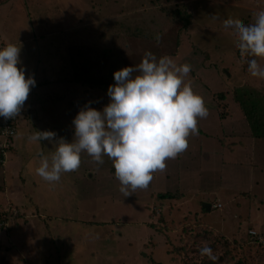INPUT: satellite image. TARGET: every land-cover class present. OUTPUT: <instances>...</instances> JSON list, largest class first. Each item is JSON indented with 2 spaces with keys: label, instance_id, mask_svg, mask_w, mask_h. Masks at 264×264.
Segmentation results:
<instances>
[{
  "label": "rangeland",
  "instance_id": "obj_1",
  "mask_svg": "<svg viewBox=\"0 0 264 264\" xmlns=\"http://www.w3.org/2000/svg\"><path fill=\"white\" fill-rule=\"evenodd\" d=\"M9 1L13 0L5 3ZM14 1L16 8L11 10V4H6L0 15L6 31L18 24L30 26L40 36L43 30L35 26L58 23L54 30L61 35L69 27L66 38L50 36L41 41L46 44L41 56L51 70L68 68L69 57L78 59L79 45H73L70 56L66 40L73 39L72 32L87 31L88 49L80 50L85 57L89 46L92 55L97 53L89 76L106 88L83 95L81 88L70 84L56 86L66 70L35 72L36 84L47 80L55 87L44 82L30 88L16 116V134L9 146L14 152L9 158L6 153L5 164L0 165V212L14 218L0 228V258L5 264H32L31 260L34 264H236L242 258L245 264H264V140L243 134L248 129L234 92L244 87L264 98V79L240 69L237 41L223 24L229 17L245 25L252 23L255 14L264 10V0ZM177 9L192 17L186 34L180 33V24L170 15ZM157 33L159 42L154 39ZM23 45L19 57L26 56V49L36 55L32 46ZM145 51L157 59L172 57L178 66H191L184 81L202 97L207 117H196L197 134L189 133L187 148L167 158L163 170L152 172L146 188L129 189L127 196L120 191L112 160L106 155L103 164H97L81 152L78 168L62 172L55 182L37 175L38 154L50 159L57 145L32 142L28 137L36 130H50L57 138L74 140L72 119L83 108L81 101L85 100L84 107L93 103L90 107L101 109L109 100L106 92L114 83L113 72L138 65ZM256 59L264 67V59ZM216 121L222 131L229 129V135L233 131L232 138L200 141L216 132ZM235 146L242 147L236 150L240 156ZM166 174L172 176L165 179ZM181 186L190 191L188 195L181 192L184 201L167 205L161 194ZM218 204L220 208L214 209ZM158 207L162 211L157 216L152 210ZM246 224L254 225L247 233L257 234L261 244L250 238V244L237 249L243 250L239 259L231 253L218 261L227 251L210 247L216 233L243 237ZM205 244L217 257L215 262L200 255Z\"/></svg>",
  "mask_w": 264,
  "mask_h": 264
},
{
  "label": "clouds",
  "instance_id": "obj_2",
  "mask_svg": "<svg viewBox=\"0 0 264 264\" xmlns=\"http://www.w3.org/2000/svg\"><path fill=\"white\" fill-rule=\"evenodd\" d=\"M223 24L231 29L240 56L250 58L249 74L264 79V67L256 59H264V10L257 12L250 24L231 17ZM154 39L159 42L160 35ZM20 51L21 46L12 43L0 48V118L5 120L20 113L30 88L35 86L34 78L25 76ZM190 68L189 64L178 66L172 57L157 59L145 51L138 65L114 71V83L106 92L108 103L99 110L86 105L73 117L74 140L57 138L50 130H36L28 137L32 142L57 145L50 159L38 154L36 174L48 182L58 181L62 172L78 168L80 154L86 152L97 164H103L104 155L112 160L125 196L129 189L146 188L151 173L163 170L167 158H175L187 148L190 132L197 134L196 117H207L202 97L184 81ZM134 72L138 74L133 76ZM152 211L156 215L160 212ZM199 252L213 262L217 260L206 244Z\"/></svg>",
  "mask_w": 264,
  "mask_h": 264
},
{
  "label": "trees",
  "instance_id": "obj_3",
  "mask_svg": "<svg viewBox=\"0 0 264 264\" xmlns=\"http://www.w3.org/2000/svg\"><path fill=\"white\" fill-rule=\"evenodd\" d=\"M170 15L173 19H175L180 24V26H181L180 27V33L186 34L187 33L186 30L192 24L191 15L189 13H185L183 11H180L179 9L171 12ZM87 49H88V47H87ZM93 49L95 50V48H93ZM79 51L82 52L80 49H79ZM88 51H89L88 57H85L83 54H80V55H78L79 53L77 54V57L79 56L78 57L79 59L74 62L73 71L71 73H68L69 75L68 74L66 75L67 78L64 77V78H66V79H64V81L70 85H73L74 86L73 88H75V87L79 88L80 87L82 89V91H84L85 93L87 91H91V90L92 91L93 90L105 91L106 87L105 88L103 87L102 81H97V82L93 81L89 76L90 70L95 68L93 61L97 62L98 56H97V53H94L92 55L93 51L90 50V47H89ZM235 51H236V55L238 57L237 62H238V64H240V69L244 70V72H246V74H247L248 73L247 60L250 58L249 57H243V59H240L241 56H240L238 48ZM100 55H101V53H99V56ZM237 89L234 91L235 97L237 98L238 104H239L241 112H242V116H243L244 121H245L244 125L247 126V129H248V132L243 131V134L244 133L247 134V137L249 136L248 139L252 138V139L264 140V98H262L261 96H259L255 92H249V91L245 90L244 87L242 89H239V90H237ZM83 95H85V94H83ZM220 99L223 100L224 99L223 96H220ZM81 104H83V107H84V105L86 104L85 100L81 101ZM88 104H90V106H93V103H88ZM16 118L17 117H15V119ZM240 141H241L240 145H242V147H244L246 145L245 142H243L242 140H240ZM10 148L7 151L8 158H9V155H11L14 152L13 151L14 149L13 148L10 149ZM247 154H248V152H247ZM28 196L30 197V194ZM161 197L166 199V200H170V201L174 200V199L176 200L179 198L177 196V194H166V195H162ZM31 199L32 198L30 197V200ZM159 208H161V207H159ZM161 211H162V208L160 209V212ZM5 212H0V228L2 227L1 225H3L7 220L14 219L13 217H9V215L6 214ZM36 216H38V215H36ZM157 216H158V214H157ZM39 219L44 221L43 217H39ZM82 222H83V224L88 225L86 221L85 222L82 221ZM246 227H247L246 234L243 237H239V238H236L234 235L227 236L221 232L216 233V236H215L216 241L213 240L210 247H212V249H217L218 247H220L221 249L223 248L225 250V252L227 251L225 253V255H221V257L218 258V261L219 260L225 261V259L231 253L234 254L235 256H237L239 259V257L242 256L241 254L243 253V250H237V249H239L241 246L250 244L248 242L251 239H254L253 240L254 244H261L258 242L257 236L255 238V237H252L250 234L247 233L251 227H254V225L251 226L250 224H246ZM0 255H2V254H0ZM242 259L238 260V262L236 261V264H245L244 260H246V259H243V260ZM3 260H4L3 258H0V264H5V262ZM72 260H74V259H72ZM30 263L34 264V262L32 260ZM54 264H56V262H54Z\"/></svg>",
  "mask_w": 264,
  "mask_h": 264
},
{
  "label": "crops",
  "instance_id": "obj_4",
  "mask_svg": "<svg viewBox=\"0 0 264 264\" xmlns=\"http://www.w3.org/2000/svg\"><path fill=\"white\" fill-rule=\"evenodd\" d=\"M207 3H209L208 1H206ZM205 2V3H206ZM15 1L13 0V1H9L8 3H5V0H0V15L2 14V13H4V11L6 10V4H11L10 5V9L12 10L13 8H16V6H15ZM210 4V3H209ZM38 7V5L36 6V8ZM22 10V9H21ZM10 11V10H9ZM36 11H37V9H36ZM45 11H48V8L47 7H45ZM37 13H38V11H37ZM40 14L42 15V13L40 12ZM8 22V21H7ZM2 24H3V21L1 22ZM5 25V22H4V24L3 25H0V45H2L3 47L5 46V45H7L8 43H12V44H14V45H16L17 47H19L20 45H23V46H25V45H28L29 46V48H30V46H32L33 48H34V52L36 53V55H31V53L30 52H28L27 53V49H26V56H23V57H19L20 58V61H21V64L24 66V68H25V76H26V78H27V76H29V75H31L32 77L33 76H35L34 74H35V72H37V71H40V72H44L45 74H50L52 71H57V72H59L60 71V69H62V70H66L67 71V73L64 75V77H66V75L68 74V73H71L72 71H73V64H74V62L75 61H77L78 59H76V60H74V59H72V57H69V59H68V68H61V67H59V69H57V70H51V69H49L50 67H51V65L49 64V61H45V59H43L42 58V56H41V50L43 49V48H46V44L45 45H43L42 43H41V41L43 40V39H45V38H50V36L51 37H59V38H62V37H65V36H67V35H69V33H68V31H69V27H67L65 30H63V32H62V34L61 35H59L60 33L57 31V30H54V26H57L58 25V23H55V24H52V23H50V26H43V27H41V26H35V27H37V29L36 30H40V31H42L43 30V32L40 34V36H37V35H39V34H35V33H32L33 32V28H30V26H26V28H25V26H19L18 24L15 26H12V31H6V30H8V29H5L3 26ZM71 25H72V23H71ZM68 26V25H67ZM72 26H75V25H72ZM30 28V29H29ZM213 29V27H211V29L210 30H212ZM62 30V29H61ZM86 34L88 35V32L86 31V33H80L79 31L78 32H76V33H74V32H72V36H73V39L72 40H70V39H67L66 41L68 42V44H69V47H71V48H69V54H70V56L72 55V52H71V50H72V48L74 47L73 45L74 44H76V46L77 45H79V49H87V47H88V42H87V40H86ZM66 38V37H65ZM96 45H98L97 43H95L94 44V47H96ZM90 47V46H89ZM80 54H82V52H79V54L78 55H80ZM77 56V55H76ZM79 57V56H78ZM47 60V59H46ZM20 65H18V67H19ZM235 68V67H234ZM27 72H30L29 74L27 73ZM69 75V74H68ZM67 78V77H66ZM66 78H63L62 79V81H60V83H59V85H56V86H62V85H66V84H68V83H66L65 81H64V79H66ZM44 82H46V84H48V87H52V88H54L55 86H53V84H50V83H47V80H44V81H42L41 83H39V84H36L35 83V86H34V88L35 87H37L38 85H41V84H43ZM72 87H74L73 85H72ZM76 89H79V88H77V87H75ZM80 90V89H79ZM82 94H84V91L82 92ZM29 96H31V97H33L32 95H29ZM51 96H53V94H51ZM31 102V101H30ZM243 117V116H242ZM228 118H230V117H227V119ZM244 119V118H243ZM224 121H226L225 119L223 120V122ZM217 122V121H216ZM218 122H220V121H218ZM218 122H217V126H216V132L214 133V134H212V135H210L211 136V138H209V139H206V138H204V137H202L201 138V140L200 141H213V142H217L218 140H220V139H222V138H232V133H233V131H231V135H229V129H225L224 131H222L221 129V125L220 124H218ZM244 124H245V122H244ZM22 126V125H21ZM204 126H205V124H204ZM23 127V126H22ZM237 140H239L238 138H237ZM225 143V142H224ZM238 148H240V149H242L240 146H235L234 147V150H235V153H237V155L238 156H240V152H236V150L238 149ZM250 153V152H249ZM231 155L232 154H234V153H230ZM203 156H206V153H204L203 152ZM229 157H231V156H229ZM244 163V162H243ZM172 164H174L175 165V167L177 168V169H179V165L178 164H176L175 162H173L172 161ZM168 176H172L171 174H166V177H165V179H168ZM177 177H178V170H177ZM178 180H179V177H178ZM169 181V180H168ZM184 192L186 195H188V193L190 192V191H186V189H185V187H183V186H181L179 189H178V191H174V192H165V193H167V194H177V196L179 197H177L178 199H174V200H167L168 202V204L167 205H172V206H175V205H177L178 203H180V202H182V201H184V197H183V193H181V192ZM161 195H166V194H161ZM203 208H204V206H203ZM251 211H249V213H250ZM152 219V215L151 216H149V221ZM252 228V227H251ZM258 239V238H257Z\"/></svg>",
  "mask_w": 264,
  "mask_h": 264
},
{
  "label": "built area",
  "instance_id": "obj_5",
  "mask_svg": "<svg viewBox=\"0 0 264 264\" xmlns=\"http://www.w3.org/2000/svg\"><path fill=\"white\" fill-rule=\"evenodd\" d=\"M0 48H3L2 45H0ZM16 119L9 118L7 120L0 118V165L5 164L6 159V153L9 146L11 145V142L16 134ZM219 205V204H218ZM214 209L220 208L219 206H213ZM252 237H255L256 234L251 233Z\"/></svg>",
  "mask_w": 264,
  "mask_h": 264
},
{
  "label": "water",
  "instance_id": "obj_6",
  "mask_svg": "<svg viewBox=\"0 0 264 264\" xmlns=\"http://www.w3.org/2000/svg\"><path fill=\"white\" fill-rule=\"evenodd\" d=\"M204 206V205H203Z\"/></svg>",
  "mask_w": 264,
  "mask_h": 264
}]
</instances>
